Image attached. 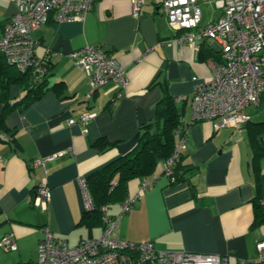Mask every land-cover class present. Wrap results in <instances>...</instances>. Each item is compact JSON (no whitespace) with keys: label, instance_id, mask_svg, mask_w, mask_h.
<instances>
[{"label":"crops","instance_id":"1","mask_svg":"<svg viewBox=\"0 0 264 264\" xmlns=\"http://www.w3.org/2000/svg\"><path fill=\"white\" fill-rule=\"evenodd\" d=\"M161 2L142 0L134 16L131 0H94L84 20H49L30 33L49 73L33 101L20 102L27 90L16 82L0 101V239L12 233L17 245L0 248V264L33 262L43 227L69 246L100 237L103 223L84 216L78 180L131 149L164 94L181 110L175 145L186 135L180 175L172 182L159 161L149 175L130 180L125 199L135 201L128 210L121 208L125 199L104 205L116 218V236L164 251L226 255L228 264L256 257L264 240V151L253 144L251 123L214 130L210 121L193 119V89L210 78L218 48L204 38L179 41L182 30L168 26ZM0 7L1 32L15 6L0 0ZM86 45L100 46L123 66L126 88L110 81L88 95L90 80L69 56ZM256 110L247 108L250 121H264L254 120ZM84 113L94 116L84 125L68 123ZM48 156L54 157L33 167ZM44 179L50 194L42 209L34 197Z\"/></svg>","mask_w":264,"mask_h":264},{"label":"built area","instance_id":"2","mask_svg":"<svg viewBox=\"0 0 264 264\" xmlns=\"http://www.w3.org/2000/svg\"><path fill=\"white\" fill-rule=\"evenodd\" d=\"M15 12L0 32V55L19 71L40 69L47 63L35 55V41L30 33L49 20L73 22L84 20L94 0H8ZM213 2L217 17L202 22L199 0H162L168 26L182 30L179 41L204 38L218 48V56L210 61L208 80L197 84L191 99L192 117L196 121L208 120L214 130L222 127H240L251 118L247 108H259L264 104V0H204ZM142 0H131L134 16L140 11ZM46 56L53 53L45 49ZM89 78L91 95L107 82H117L122 88L128 85L123 66L109 56L100 46L86 45L69 53ZM45 69V68H44ZM94 114L84 113L68 120L70 125L86 124ZM7 138V137H6ZM186 147V135L182 133L171 155L160 164L161 171L173 173L182 150ZM54 156L33 160V167L44 165ZM85 210L93 209V202L85 184L78 180ZM142 188L147 182H142ZM45 179L35 189L34 203L44 209L49 199ZM128 197L121 203L126 211L134 203ZM103 231L100 237L81 240L69 246L65 239L57 238L43 227L42 238L33 262L17 264H228V257L221 254L194 253L185 250L164 251L157 249L152 241L131 242L116 236V218L106 215L102 207ZM12 233L0 239V248L16 249ZM257 255L253 260H241L239 264H264V240L256 243Z\"/></svg>","mask_w":264,"mask_h":264},{"label":"trees","instance_id":"3","mask_svg":"<svg viewBox=\"0 0 264 264\" xmlns=\"http://www.w3.org/2000/svg\"><path fill=\"white\" fill-rule=\"evenodd\" d=\"M48 73V63L40 65L37 71L32 69L20 72L0 55V101H7V89L13 82L19 83L27 90L20 100L21 103L25 105L33 101L44 91ZM2 117H0V125L3 123ZM180 117L181 110L175 106L172 97L164 94L157 103L155 120L140 127L132 148L86 177L85 184L93 202V209L85 210L84 216L96 218L101 223L104 205L123 201L128 196L127 188L130 180L141 179L149 175L159 161H164L171 155L175 148L174 130L180 125ZM250 123L253 125L250 130L253 144L264 151L262 142L264 121L251 122L248 120L244 124L250 125ZM102 143L100 140L95 144L101 146ZM181 163L182 154L170 175L172 182L176 181L180 175ZM257 201L254 202L256 208H258ZM144 264L155 263L148 261Z\"/></svg>","mask_w":264,"mask_h":264},{"label":"rangeland","instance_id":"4","mask_svg":"<svg viewBox=\"0 0 264 264\" xmlns=\"http://www.w3.org/2000/svg\"><path fill=\"white\" fill-rule=\"evenodd\" d=\"M199 2L202 11V22L206 21L209 16L212 17V15H214L213 13H215V15H218L219 11L214 10L213 2L204 3V0H199ZM252 116L254 120H262L264 118V104L257 108Z\"/></svg>","mask_w":264,"mask_h":264}]
</instances>
